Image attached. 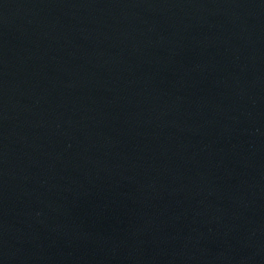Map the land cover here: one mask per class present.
Masks as SVG:
<instances>
[{"label": "water", "instance_id": "water-1", "mask_svg": "<svg viewBox=\"0 0 264 264\" xmlns=\"http://www.w3.org/2000/svg\"><path fill=\"white\" fill-rule=\"evenodd\" d=\"M0 264H264V0H0Z\"/></svg>", "mask_w": 264, "mask_h": 264}]
</instances>
